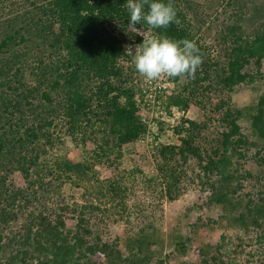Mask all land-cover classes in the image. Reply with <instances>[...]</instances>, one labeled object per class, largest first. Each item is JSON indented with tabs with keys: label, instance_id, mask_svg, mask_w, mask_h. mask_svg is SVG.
Wrapping results in <instances>:
<instances>
[{
	"label": "rangeland",
	"instance_id": "374dc122",
	"mask_svg": "<svg viewBox=\"0 0 264 264\" xmlns=\"http://www.w3.org/2000/svg\"><path fill=\"white\" fill-rule=\"evenodd\" d=\"M31 1L18 0V6L27 8L33 15L37 10ZM169 1L184 18L178 26L187 34L190 32V40L196 42L208 67L204 71L200 65L194 76L162 75L147 81L136 71L132 55L127 52L129 46L135 50L136 36L142 40L143 37L116 22L105 23L102 32L122 42L125 55L117 59V67L131 78L129 85L135 87L136 99L145 100L139 115L148 122V130L139 140L121 146L111 135L103 143L105 126H94V133L87 135L86 142L82 134L66 135L67 130L59 121L55 133L64 139V144L58 146V153L90 169L93 182H88L80 171L79 181L73 176L75 184L65 179L58 198L62 202L56 199L55 202L71 207L66 215L69 228L74 227L80 213L85 214L93 238L99 237L125 255L132 239L146 235L147 244L152 245L151 250H155L163 264H200L201 250L208 247L226 264H264V219L260 226L244 227L237 220L230 222L228 211L232 208L208 201L222 176L208 167L215 158L213 150L229 130L223 117L229 112L236 115V111L241 112L238 123L247 145L242 148L243 156L235 157L228 165L226 173L233 178L232 183L225 184L236 191L232 196L236 208L239 207L238 216L247 213L245 207L249 203L264 201V138L254 130L251 118L264 96V60L243 57L238 65L229 64L235 45L254 41L264 30V0ZM12 4L0 3V8L2 5L8 8L0 11V23L6 19ZM141 24L145 37L157 35L146 23ZM237 36H242V41L236 42ZM20 48L19 52L24 51V47ZM34 56L37 55H28L29 61ZM239 64L243 65L241 69ZM77 69L83 73V69ZM238 72L249 77L236 84ZM87 73L83 92L90 97L97 93L101 82L114 80L112 76L104 78ZM177 96L187 101V105H172ZM97 105L95 101L89 113L91 117L96 114ZM87 125L84 123L83 128ZM183 140L191 141L197 156L181 154ZM100 147L107 151L103 157ZM166 147L176 148L163 151ZM164 174L171 176L166 179ZM91 205L100 209L92 211L88 208ZM49 207L57 208L52 203ZM5 233L9 235L11 231ZM183 241L187 247L185 253L176 250ZM90 261L108 264L103 254L90 257Z\"/></svg>",
	"mask_w": 264,
	"mask_h": 264
},
{
	"label": "trees",
	"instance_id": "16d2710c",
	"mask_svg": "<svg viewBox=\"0 0 264 264\" xmlns=\"http://www.w3.org/2000/svg\"><path fill=\"white\" fill-rule=\"evenodd\" d=\"M9 1L13 3L11 10L0 23V264H92L90 257L97 254H103L108 264H163L155 250H151L152 245L147 244L146 235L132 239L125 255L99 237L93 238L85 214L80 213L74 227L69 228L66 215L71 207L58 203L62 202L58 198L65 179L75 184L73 176L79 181L81 171L88 182H93L90 169L58 153V146L64 144V139L55 133L59 121L67 130L66 135L82 134L85 139L94 133V126H105L103 143L111 135L121 146L147 133L149 124L139 115L145 100L136 99L135 87L129 85L131 78L117 67V59L125 55L122 42L102 32L108 22L127 29V0H33L30 4L37 10L33 15L27 8L20 9L18 0L0 3L5 5ZM4 5L0 11L8 9ZM144 10L147 11L146 3ZM177 17L183 22L181 12H177ZM136 26L141 29L143 25ZM154 31L175 40H190V32L187 34L175 23ZM136 37L137 45L142 43V38ZM237 41H242V36H237ZM21 46L24 51L19 52ZM31 53L37 56L29 61ZM232 53L233 60L229 62L232 67L243 57L263 61L264 30L254 41L235 45ZM201 65L205 71L207 60ZM77 68L83 69V73ZM88 71L99 77L112 76L117 82H101L97 93L90 97L83 92ZM248 77L238 72L236 84ZM192 95H196L194 91ZM95 101L98 110L91 117ZM186 103L177 96L172 105L186 106ZM255 111L251 116L253 128L264 138V96ZM240 115L236 111V115L229 112L223 117L229 130L213 150L215 158L208 167L222 176L208 201L232 208L227 210L230 222L237 220L244 227L260 226L264 201L249 203L245 207L247 213L238 216L239 207L236 208L232 196L236 191L225 184L232 183L233 178L226 173L228 165L235 157L243 156L242 148L247 145L238 123ZM84 123L89 125L83 128ZM183 142L181 154L197 156L191 141ZM175 148L166 147L163 151ZM100 151L101 157L107 153L102 147ZM168 176L171 175L164 174L166 179ZM51 203L57 208H50ZM88 208L100 209L95 205ZM7 230L11 234L7 235ZM184 243L177 246L178 252L187 251ZM201 257L200 264H226L219 255L212 254L211 247L203 248Z\"/></svg>",
	"mask_w": 264,
	"mask_h": 264
},
{
	"label": "clouds",
	"instance_id": "9594fccd",
	"mask_svg": "<svg viewBox=\"0 0 264 264\" xmlns=\"http://www.w3.org/2000/svg\"><path fill=\"white\" fill-rule=\"evenodd\" d=\"M147 4V11L144 5ZM129 22L127 30L141 35L142 43L135 50L129 46L136 71L147 81L168 77L194 76L202 63L200 49L195 41L175 40L166 35L145 37L137 24L146 23L152 29H166L169 25L180 24L177 10L166 0H127Z\"/></svg>",
	"mask_w": 264,
	"mask_h": 264
}]
</instances>
